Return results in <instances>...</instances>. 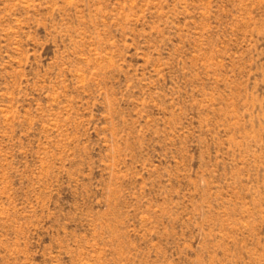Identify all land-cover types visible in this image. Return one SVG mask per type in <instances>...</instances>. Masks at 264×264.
Here are the masks:
<instances>
[{"label":"rangeland","instance_id":"rangeland-1","mask_svg":"<svg viewBox=\"0 0 264 264\" xmlns=\"http://www.w3.org/2000/svg\"><path fill=\"white\" fill-rule=\"evenodd\" d=\"M0 264H264V0H0Z\"/></svg>","mask_w":264,"mask_h":264}]
</instances>
